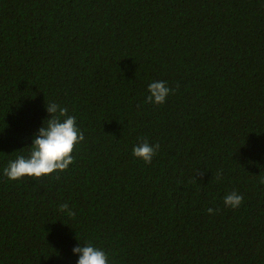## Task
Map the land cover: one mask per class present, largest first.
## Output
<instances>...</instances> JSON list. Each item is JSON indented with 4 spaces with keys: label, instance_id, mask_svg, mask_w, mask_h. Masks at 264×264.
<instances>
[{
    "label": "trees",
    "instance_id": "16d2710c",
    "mask_svg": "<svg viewBox=\"0 0 264 264\" xmlns=\"http://www.w3.org/2000/svg\"><path fill=\"white\" fill-rule=\"evenodd\" d=\"M50 102L84 134L74 162L9 180ZM261 180L264 0H0V264H77L87 242L109 264H264Z\"/></svg>",
    "mask_w": 264,
    "mask_h": 264
},
{
    "label": "clouds",
    "instance_id": "9594fccd",
    "mask_svg": "<svg viewBox=\"0 0 264 264\" xmlns=\"http://www.w3.org/2000/svg\"><path fill=\"white\" fill-rule=\"evenodd\" d=\"M170 89L164 81L149 83L146 102L163 104L170 94ZM48 118L44 119L42 126L37 133L33 134L29 155H18L11 160L4 168L3 173L9 180H20L27 177L39 179L42 176L52 173L63 172L74 162L72 155L74 146L84 141L83 132L77 126L76 117L68 114V109L55 102L46 103ZM45 120L47 123L45 124ZM160 148L159 144L151 145L146 139L136 144L132 149V155L143 160L146 164L152 162ZM217 172V179H220ZM264 183V180H261ZM243 203V196L236 191L227 193L224 196L226 207L238 208ZM59 211L74 217L75 212L69 208L67 203L59 205ZM209 213L214 209L209 208ZM74 254H79L77 264H109L108 254L100 248L95 247L91 242L84 245L80 243L72 249Z\"/></svg>",
    "mask_w": 264,
    "mask_h": 264
}]
</instances>
